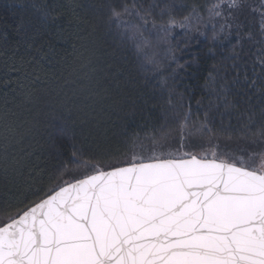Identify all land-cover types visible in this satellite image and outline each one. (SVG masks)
I'll list each match as a JSON object with an SVG mask.
<instances>
[{"label":"trees","instance_id":"trees-1","mask_svg":"<svg viewBox=\"0 0 264 264\" xmlns=\"http://www.w3.org/2000/svg\"><path fill=\"white\" fill-rule=\"evenodd\" d=\"M124 2L131 0H0V200L13 209L48 186L73 143L86 157L107 160L97 153L122 151L125 133L174 126V109L190 110L193 119L207 115L219 151H264L243 128L252 113L256 127L264 120V66L254 42L262 39L253 11L260 0H245L242 10L224 6L212 19L207 7L215 0H136L145 8L158 5L151 18L157 24L169 15L180 20L194 6L203 17L160 40L159 68L144 67L131 43L107 23L108 6ZM43 4L49 18L33 8ZM145 35L155 42L163 33L149 23ZM73 94L76 105L61 106ZM89 96L85 107L81 101Z\"/></svg>","mask_w":264,"mask_h":264},{"label":"snow or ice","instance_id":"snow-or-ice-1","mask_svg":"<svg viewBox=\"0 0 264 264\" xmlns=\"http://www.w3.org/2000/svg\"><path fill=\"white\" fill-rule=\"evenodd\" d=\"M244 5L215 0L208 17L223 15L224 6ZM155 7L136 0L110 4L107 23L131 43L144 67L159 68L160 40L173 27L184 29L203 17L194 6L180 20L169 15L157 24L151 19ZM33 8L50 17L47 4ZM253 11L260 16L262 39L254 42L261 45L257 59L264 66V0ZM149 23L163 33L155 42L145 35ZM77 96L61 106H75ZM91 99L81 103L87 107ZM255 115L243 128L253 143L264 144V120L256 127ZM171 119L174 126L125 133L122 151L97 153L107 160L88 158L73 143L36 199L15 209L0 200V264H264V151H219L207 115L193 119L190 110L174 109ZM5 132L7 143L11 130Z\"/></svg>","mask_w":264,"mask_h":264}]
</instances>
